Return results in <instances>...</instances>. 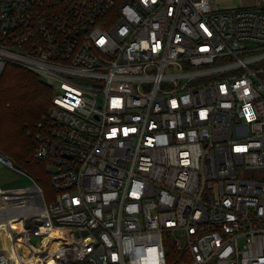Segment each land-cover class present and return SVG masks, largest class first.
I'll list each match as a JSON object with an SVG mask.
<instances>
[{"label":"built area","instance_id":"1","mask_svg":"<svg viewBox=\"0 0 264 264\" xmlns=\"http://www.w3.org/2000/svg\"><path fill=\"white\" fill-rule=\"evenodd\" d=\"M218 1L0 0L57 192L0 185V264H264V0Z\"/></svg>","mask_w":264,"mask_h":264},{"label":"trees","instance_id":"2","mask_svg":"<svg viewBox=\"0 0 264 264\" xmlns=\"http://www.w3.org/2000/svg\"><path fill=\"white\" fill-rule=\"evenodd\" d=\"M53 95V88L38 72L11 63L6 65L0 78V150L3 153L20 164L41 165L33 158L32 131L50 107ZM43 175L48 176L46 170ZM30 176L38 184L41 181L34 174ZM46 201L49 203L47 198Z\"/></svg>","mask_w":264,"mask_h":264},{"label":"rangeland","instance_id":"3","mask_svg":"<svg viewBox=\"0 0 264 264\" xmlns=\"http://www.w3.org/2000/svg\"><path fill=\"white\" fill-rule=\"evenodd\" d=\"M256 0H220L216 2V6L220 7L224 4L228 5H235V6H241L242 4H252ZM251 47H255L256 43H249ZM221 58L218 62H221ZM5 69L0 75V78L2 74L4 73ZM13 159V158H12ZM14 160V159H13ZM41 165L31 162L30 164H24V163H18L14 160V166L9 167L8 165H4V163L0 162V183H6V182H12V181H19L24 180L29 181L30 174H34L35 178H40L41 181H39V184L42 186V189L44 191L45 197L49 202H52L56 198V190L54 188V185L50 179V176L43 175V171L45 172V164L42 162H39ZM246 174H249V172H246ZM32 182V181H31ZM30 183V182H29Z\"/></svg>","mask_w":264,"mask_h":264},{"label":"bare ground","instance_id":"4","mask_svg":"<svg viewBox=\"0 0 264 264\" xmlns=\"http://www.w3.org/2000/svg\"><path fill=\"white\" fill-rule=\"evenodd\" d=\"M15 222V221H13ZM7 224H4V222H0V243L1 246H5L6 237H7ZM55 246V244H52V247Z\"/></svg>","mask_w":264,"mask_h":264},{"label":"crops","instance_id":"5","mask_svg":"<svg viewBox=\"0 0 264 264\" xmlns=\"http://www.w3.org/2000/svg\"><path fill=\"white\" fill-rule=\"evenodd\" d=\"M26 184H31V179H29V181H25V182H24V180H20V182L19 181H12L11 183L10 182L0 183V185L4 186V187H20V186H24Z\"/></svg>","mask_w":264,"mask_h":264},{"label":"water","instance_id":"6","mask_svg":"<svg viewBox=\"0 0 264 264\" xmlns=\"http://www.w3.org/2000/svg\"><path fill=\"white\" fill-rule=\"evenodd\" d=\"M39 240H40V238H39V237H34V238H33V241H34V242H36V243H38V242H39Z\"/></svg>","mask_w":264,"mask_h":264}]
</instances>
